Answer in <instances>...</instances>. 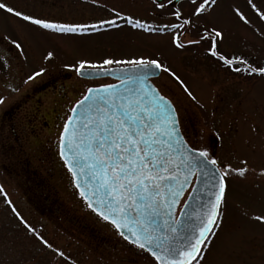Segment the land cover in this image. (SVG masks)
<instances>
[{"label": "rangeland", "instance_id": "1", "mask_svg": "<svg viewBox=\"0 0 264 264\" xmlns=\"http://www.w3.org/2000/svg\"><path fill=\"white\" fill-rule=\"evenodd\" d=\"M210 4L0 0L2 264H157L89 208L58 149L74 103L113 82L83 79L78 68L148 61L161 64L153 83L175 105L186 140L226 180L194 264H264V0ZM202 26L223 51L246 57V80L207 58ZM33 176L37 189L24 181Z\"/></svg>", "mask_w": 264, "mask_h": 264}, {"label": "water", "instance_id": "2", "mask_svg": "<svg viewBox=\"0 0 264 264\" xmlns=\"http://www.w3.org/2000/svg\"><path fill=\"white\" fill-rule=\"evenodd\" d=\"M160 74L158 62L78 69L81 78L114 82L89 87L75 103L59 152L89 208L125 240L158 264H193L218 219L225 180L185 140L173 103L152 82Z\"/></svg>", "mask_w": 264, "mask_h": 264}, {"label": "flooded vegetation", "instance_id": "3", "mask_svg": "<svg viewBox=\"0 0 264 264\" xmlns=\"http://www.w3.org/2000/svg\"><path fill=\"white\" fill-rule=\"evenodd\" d=\"M214 3H215V0H211L210 7L214 6ZM198 30L199 32L201 31L200 33H203V36L205 35L206 37L204 38V42H206V47L203 49V52L207 54V58L211 61L218 62L221 68L225 70H229L233 73H237L240 75L241 79L246 80L248 78V74H247L248 67H247L246 57L243 56L242 53L240 55L234 54L235 52L234 51L232 52L230 48L226 50L227 52L223 51L221 49L222 45L216 42V39L214 38V36L211 35L209 32H207L204 26H202V29L200 28ZM256 67L263 70V64L262 65L256 64ZM257 68L255 69L256 71L259 70ZM9 152H12V146L10 147ZM27 165L28 163L25 162L24 167H23V169H25L24 171L25 174L26 172H28ZM32 173L36 174L34 173V171ZM32 178H34V180L28 177L24 180L26 182V185H29V186L32 185V187L38 186L39 180H36L37 176L36 177L33 176Z\"/></svg>", "mask_w": 264, "mask_h": 264}, {"label": "trees", "instance_id": "4", "mask_svg": "<svg viewBox=\"0 0 264 264\" xmlns=\"http://www.w3.org/2000/svg\"><path fill=\"white\" fill-rule=\"evenodd\" d=\"M5 240H6V237H4V238L1 239V241H3V242H5ZM44 243H45V242H44ZM47 246H48V248L51 247L49 244H48ZM8 257H9V256H8L7 253H4V252L0 251V263H1V264H2V261L8 259ZM10 257H13V256H12V253L10 254Z\"/></svg>", "mask_w": 264, "mask_h": 264}]
</instances>
